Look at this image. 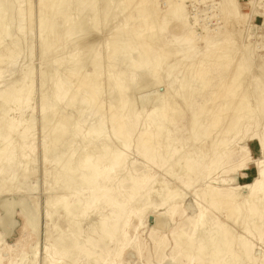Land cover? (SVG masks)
Instances as JSON below:
<instances>
[{
  "label": "rangeland",
  "instance_id": "obj_1",
  "mask_svg": "<svg viewBox=\"0 0 264 264\" xmlns=\"http://www.w3.org/2000/svg\"><path fill=\"white\" fill-rule=\"evenodd\" d=\"M77 1L58 0L55 11H50L41 8L40 0H0V6L8 5L0 33V264H264V208L254 215L243 202L247 192L234 190L256 178V161L263 157L264 100L259 105L258 98L264 91V0H234L231 5L227 0H149L156 2L151 3L154 6L146 0L142 6L150 8L144 13L140 0H94L91 6L88 0ZM170 2L183 4L194 33L211 35L210 46L199 38L187 50L177 38L180 32L178 22L171 18L169 11L174 6ZM151 7L155 15L152 27L147 25ZM66 19L75 21L72 25L83 24L87 32L74 31L73 39L68 40ZM121 29L123 33H119ZM149 29L155 37L147 36ZM224 31L231 35L227 41L217 37ZM116 39H123L129 48L117 50L120 41ZM221 46L223 56L207 63V74L196 78L193 63L210 48ZM79 53L84 55L82 61L77 60L82 57ZM160 57L166 60L160 62ZM142 58L145 64L139 62ZM90 59L101 65L102 73L97 78L98 102L89 107L83 103L88 93L79 80L84 76L85 81L94 80ZM242 60L248 64L244 62L245 69ZM240 65L243 69L238 73L235 68ZM109 69L113 70L111 77ZM122 71L128 81L123 84L120 101L133 104L131 114L137 119L135 130L127 126L124 137L114 119L121 113L128 117L130 112H125L120 101L118 110L110 108L109 101L110 96L119 94L114 77ZM56 85L69 95L60 87L65 93L56 96ZM107 85H114V90ZM7 93L9 101L4 99ZM56 109L61 113H55ZM175 109L176 114H172ZM234 110H238L235 115ZM163 111L171 120H164L161 132L146 141L142 132L153 131L145 128V115ZM43 112L47 115L42 119ZM122 120L129 125L125 116ZM95 121L101 132L91 136L89 130ZM226 123L234 125L228 132ZM105 139L106 143H100ZM107 143L123 162L98 183L86 186L80 170L71 168L86 144H90L87 153L97 155ZM148 145L153 148L152 156L144 152ZM209 188L226 197L234 194V204L240 205V210L234 204L229 209L223 202L214 207ZM99 189L106 201L101 198L90 204ZM63 197L71 203L68 216L59 203ZM201 211L202 223L196 226ZM114 218L117 220L110 227ZM210 238L223 248L213 257Z\"/></svg>",
  "mask_w": 264,
  "mask_h": 264
},
{
  "label": "bare ground",
  "instance_id": "obj_2",
  "mask_svg": "<svg viewBox=\"0 0 264 264\" xmlns=\"http://www.w3.org/2000/svg\"><path fill=\"white\" fill-rule=\"evenodd\" d=\"M58 1V0H57ZM57 1L56 0H40V6H41V8L42 9H45V10H50V11H55L54 9L56 8V6H57ZM81 0H78L77 2H80ZM113 1V0H112ZM146 0H140V2L142 3V2H144V3H146V2H148L149 3V0L148 1H146ZM224 1H226V0H224ZM233 1L234 0H227V4H230L231 5V3H233ZM4 2V1H3ZM8 2V1H7ZM23 2V1H22ZM104 2V1H103ZM151 2V1H150ZM152 2H154V1H152ZM151 2V3H152ZM176 2V1H175ZM178 2H180L179 0H178ZM206 2V1H205ZM86 3V2H85ZM94 3V0H88V4L91 6L92 4ZM98 3V2H97ZM105 3V2H104ZM139 3L140 4V6H144V4L142 3ZM151 3H149V4H151ZM155 4H156V2H154ZM168 3V2H167ZM211 3V2H210ZM1 4V3H0ZM8 4V3H7ZM24 4V3H23ZM148 4V5H149ZM154 4V5H155ZM170 4H172L174 7H172L171 9H170V13H171V18H173V19H175L177 22H178V25H177V27H178V30H179V32H180V34H179V36H177V38L178 39H180V41H182L185 45H187L186 47H187V50H188V47H191V46H193L194 47V45H191L192 43H194L195 42V40H199V38H202L204 41H205V44H206V46H210L209 44H211L212 42H211V39L209 38L211 35H209V37H208V35H206V36H201V35H198V34H196V33H194V31L192 30V25L189 23V20L187 21V19H186V15H185V7H183V4L182 3H178V4H176L175 3V5H174V3H171L170 2ZM169 4V5H170ZM77 5V4H76ZM152 5V4H151ZM150 5V6H151ZM154 5H152V6H154ZM158 5V4H157ZM222 5V4H221ZM229 5V6H230ZM8 5H1L0 6V33L2 32L1 30H2V28H1V25L4 23V11H5V8L7 7ZM98 6V5H97ZM103 6V5H102ZM109 6V5H108ZM111 6V5H110ZM143 6L140 8L141 9V12H143L144 13V11H148V9L150 8L149 6V8L147 9L146 7L145 8H143ZM146 6V5H145ZM227 6V5H226ZM228 6V7H229ZM156 7V6H155ZM168 7H170V6H168ZM225 7V6H224ZM108 8V7H107ZM139 9V8H138ZM146 9V10H145ZM153 9V7H151V9H150V13L153 11L152 10ZM155 9V8H154ZM224 9V8H223ZM222 9V10H223ZM227 9V8H226ZM233 9V8H232ZM231 9V10H232ZM106 10V9H105ZM108 10V9H107ZM110 10V9H109ZM50 11H47L48 13L50 12ZM61 10L60 9H58V12H60ZM139 11V10H138ZM167 11V10H166ZM9 12V11H8ZM43 12V11H42ZM41 12V13H42ZM70 12V11H69ZM106 12V11H105ZM140 12V11H139ZM138 12V13H139ZM155 13H156V10L154 11ZM162 12V11H161ZM164 12V11H163ZM168 12V13H169ZM220 12V11H219ZM226 13H227V10L225 11ZM14 13V12H13ZM45 13V12H44ZM75 13V12H74ZM153 13V12H152ZM152 13H151V16L149 17V19H148V23H147V25H151V27H152V19L155 21V19L154 18H152V17H154L155 15L153 14V16H152ZM166 13V15L168 14L167 12H165ZM170 13L168 14V15H170ZM236 13V12H235ZM234 13V14H235ZM16 14V13H15ZM104 14V13H103ZM106 14V13H105ZM159 14V13H158ZM164 13H162L161 15H163ZM228 14V13H227ZM226 14V16L228 17L229 15H227ZM236 14H238V13H236ZM76 15V14H75ZM94 15V14H93ZM142 15V14H141ZM156 15H157V13H156ZM165 15V16H166ZM13 16V15H12ZM16 16V15H15ZM40 16V15H39ZM106 16V15H105ZM149 16V15H148ZM158 16V15H157ZM224 16V15H223ZM232 16H233V14H232ZM18 17V16H17ZM70 18V17H69ZM91 18H95V17H91ZM91 18H89V20L91 19ZM187 18H189V17H187ZM226 18V17H225ZM71 19V18H70ZM77 19V18H76ZM83 19V18H82ZM85 19V18H84ZM104 19V18H103ZM156 19H157V17H156ZM228 19V18H227ZM14 20V19H13ZM158 20V19H157ZM156 20V21H157ZM65 21H66V23H65ZM64 21V23H65V30H66V36H68V40H69V37H70V39H71V35H72V33H75L76 31L77 32H80V31H82L83 29H84V26H83V24L81 25H72V23L73 24H76V23H74L75 21H73L72 23H71V20H68L67 21V19ZM164 21H165V19H163L162 20V23H164ZM197 21V20H196ZM46 22V21H45ZM52 22V21H51ZM81 22V21H80ZM92 22V21H91ZM94 22V21H93ZM138 22V21H137ZM136 22V23H137ZM142 22V21H141ZM146 21H144V22H142V23H145ZM194 22V21H193ZM79 23V21L77 22V24ZM154 23V22H153ZM156 23V22H155ZM197 23V22H196ZM53 24V23H52ZM17 25V24H16ZM87 25V24H86ZM93 25H95L94 23H93ZM143 25H145V24H143ZM154 25V24H153ZM50 26V25H49ZM49 26H47V27H49ZM63 26H64V24H63ZM62 26V27H63ZM126 26V25H125ZM154 26H156V25H154ZM153 26V27H154ZM92 27V26H91ZM94 27H96V25L94 26ZM199 27V26H198ZM89 28V27H88ZM120 28H122V26L120 27ZM120 28H118V29H120ZM204 28V27H203ZM202 28V29H203ZM41 29H43V25L41 26ZM63 29H64V27H63ZM72 29V30H71ZM95 29V28H94ZM114 29V28H113ZM126 29V28H125ZM124 29V30H125ZM137 29V28H136ZM151 29V28H150ZM148 30V33H147V36L149 37V38H153V37H155V34L153 33L154 31H151V30ZM85 30V29H84ZM116 29H114L113 31H115ZM204 30V29H203ZM13 31V30H12ZM70 31H72V32H70ZM75 31V32H74ZM86 31V30H85ZM120 32L119 33H121L122 32V29L121 30H119ZM126 31H128V30H126ZM87 32V31H86ZM235 32V31H234ZM114 33V32H113ZM123 33V32H122ZM127 33V32H126ZM64 34V33H63ZM68 34V35H67ZM79 34V33H78ZM131 34V33H130ZM209 34H211V33H209ZM81 35V34H80ZM122 35V34H121ZM213 35V34H212ZM216 35V34H215ZM220 34H218V36L217 37H221L220 39L221 40H225V41H227L229 38H230V34L226 31H224V33L221 35V36H219ZM65 35L63 36L64 38L66 37ZM77 36V35H76ZM79 36V35H78ZM109 37H110V34L108 35ZM116 36L117 37H119L118 36V33L116 34ZM113 37V36H112ZM117 37H114V38H117ZM122 37V36H121ZM144 37V36H143ZM64 38H62V39H64ZM82 38V37H81ZM123 38V37H122ZM125 38V37H124ZM147 38V37H146ZM158 38V37H157ZM213 38V37H212ZM72 39H73V37H72ZM134 39V38H133ZM117 40V39H116ZM123 40V39H122ZM121 39L120 40H117V41H120V43L119 42H117V43H119V46H117V50H123V48L126 46V47H128L129 48V45L127 46L126 44H127V42H126V44L122 41ZM215 40V39H214ZM218 40H219V38H218ZM65 40H63V42H64ZM66 41H67V38H66ZM65 41V42H66ZM72 41V40H71ZM115 41V40H114ZM122 41V42H121ZM178 41V40H177ZM232 41V40H231ZM64 42V43H65ZM15 43V42H14ZM155 43V42H154ZM157 43V42H156ZM159 43V42H158ZM233 43V42H232ZM17 44V43H16ZM166 44V43H165ZM164 44V45H165ZM182 44V43H181ZM214 44V43H213ZM226 44V43H225ZM12 45H14V44H12ZM18 45V44H17ZM16 45V46H17ZM64 45V44H63ZM66 45V44H65ZM167 45V44H166ZM191 45V46H190ZM216 45V44H215ZM167 46H169V45H167ZM166 46V47H167ZM214 46V45H213ZM226 46V49L225 50H227L228 48H227V45H225ZM64 47V46H63ZM69 47V46H68ZM156 47V46H155ZM219 47V46H218ZM217 46H216V48H218ZM222 47V46H221ZM14 48L16 49V47L14 46ZM142 48H144V46L142 47ZM153 48V47H152ZM169 48V47H168ZM177 48V47H176ZM175 48V49H176ZM179 48V47H178ZM215 48V47H214ZM224 47H222V48H219V49H213V50H211V48H210V50H208V47H207V49L206 50H208V51H206V53L203 55V57L197 62V63H193V65H194V68H195V70H194V73H195V77L196 78H199V79H201V78H203L204 77V75L205 74H207V67H206V64L207 63H209L210 61H213V60H216V59H218V58H220L221 56H223V54H224V49H223ZM45 49V48H44ZM64 49V48H63ZM165 49V48H164ZM173 49V48H172ZM203 49H205V47H203ZM18 50V49H17ZM116 50V51H117ZM168 50V49H167ZM180 50V49H179ZM75 51V50H74ZM171 51H175V50H171ZM190 51V50H189ZM194 51H195V49H194ZM202 51V50H201ZM228 52H229V50H227ZM81 52V51H80ZM170 52V51H169ZM187 52V51H186ZM185 52V53H186ZM198 52V51H197ZM173 53V52H172ZM177 53H179V52H177ZM182 53H183V51H182ZM9 54H11V53H9ZM81 53H79V56H82V55H80ZM86 54V53H85ZM96 54V53H95ZM98 54V53H97ZM141 54H143V53H141ZM176 54V53H175ZM174 54V55H175ZM181 54V53H180ZM190 54H192V56H195V55H193V53L190 51ZM18 55V54H17ZM69 55V54H68ZM75 55H76V53H75ZM78 55V54H77ZM76 55V56H77ZM99 55V54H98ZM133 55V54H132ZM173 55V54H172ZM179 55V54H178ZM183 55V57H184V53L182 54ZM84 56V55H83ZM83 56L81 57V58H79V59H77L78 61L80 60V61H82L84 58H83ZM92 56L94 57V55L92 54ZM100 56V55H99ZM98 56V57H99ZM134 56V55H133ZM198 56V55H197ZM201 56V55H200ZM64 57V56H63ZM68 57V59L70 58V61L73 59V56H67ZM66 57V58H67ZM75 57V56H74ZM95 57H97L96 55H95ZM175 57V56H174ZM187 57V56H186ZM77 57H75V59H76ZM89 58H92V57H89ZM89 58H88V60H89ZM100 58V57H99ZM189 58V57H188ZM187 58V59H188ZM248 58H250V57H248ZM121 58L119 57V60H120ZM162 59H164V60H166V58L165 57H160L159 59H158V61H160V62H162ZM191 59V58H190ZM194 59H195V57H194ZM193 59V60H194ZM222 59V58H221ZM15 60H17V59H15ZM56 60V59H55ZM59 60V59H58ZM91 60V59H90ZM93 60V59H92ZM92 60H91V62H92ZM119 60H117L116 62V65L117 64H119ZM244 60V59H243ZM242 60V61H243ZM1 61V60H0ZM5 61V60H4ZM3 61V62H4ZM127 61V60H126ZM184 61H185V59H184ZM230 61V60H229ZM241 61V60H240ZM52 62V61H51ZM51 62H50V64H51ZM88 62V61H87ZM139 62H143L144 64H145V61H144V59L142 58V60L141 61H139ZM181 62V61H180ZM190 62V61H189ZM214 62V61H213ZM238 62V61H237ZM245 61H243L241 64H243L242 65V67H244V69L246 68L244 65H246L245 63H244ZM248 62V61H247ZM16 63H17V61H16ZM55 63H58V62H55ZM78 63V62H77ZM80 63V62H79ZM82 63V62H81ZM164 63V62H163ZM191 63V62H190ZM190 63H189V65H190ZM53 64H54V62H53ZM59 64V63H58ZM101 64V63H100ZM127 64V63H126ZM125 64V65H126ZM128 64L130 65V66H134V64H132L131 62H130V60H128ZM183 64V63H182ZM187 64V63H186ZM213 64V63H212ZM26 65V64H25ZM88 65H89V63H88ZM92 65V66H91ZM121 65V64H120ZM128 65V66H129ZM191 65H192V63H191ZM248 65V64H247ZM16 66V65H15ZM52 66V65H51ZM80 66H81V64H80ZM90 66H91V69H92V72H93V74H94V77H93V79L94 80H92V81H85V79H84V77L83 78H81L80 80H79V84L80 85H82L84 88H86V90H87V93H88V96H87V98L85 99V101L83 102L84 103V105L86 104V106H91V105H93V104H95V103H97L98 102V99H97V97H98V95H100L99 94V86H98V83H97V78L98 77H100V72L102 73V71H100V66H99V63L97 62V61H95V59L93 60V63L91 64L90 63ZM121 66H123V65H121ZM121 66H117V67H119V69H120V67ZM188 66V65H187ZM82 67V66H81ZM110 67V66H109ZM125 67V66H124ZM210 67V66H209ZM15 68V67H14ZM84 68H86V66L84 67ZM127 68V67H126ZM126 68H124L125 70L124 71H126L127 69ZM174 68V67H173ZM82 69V68H81ZM122 69H123V67H122ZM121 69V70H122ZM193 69V68H192ZM212 69V68H211ZM241 69V65L240 66H238L237 68H235V71L236 72H238L239 73V70ZM243 69V68H242ZM241 69V70H242ZM79 70V69H78ZM77 70V73H79V71ZM172 70V69H171ZM209 70V69H208ZM240 70V71H241ZM247 70V69H246ZM10 71V70H9ZM84 71V70H83ZM108 71V70H107ZM106 71V72H107ZM113 71V70H112ZM112 71H110V69H109V71H108V74H109V76L111 77V72ZM13 72V71H12ZM86 72V71H85ZM84 72V73H85ZM142 72H144L143 70H142ZM188 72V71H187ZM84 73L82 72V74L84 75ZM186 73V72H185ZM235 73V72H234ZM117 74V73H116ZM167 74V73H166ZM184 75V74H183ZM186 75V74H185ZM184 75V76H185ZM234 75V74H233ZM108 76V77H109ZM166 76V75H165ZM107 77V76H106ZM117 77V78H116ZM116 77H114V81H117L118 82V91H117V93H119L118 95L117 94H114L113 96H110V94L111 93H109V98H111L109 101H111V107L110 108H112V107H115L117 110H118V102L120 101V96L123 94V89H124V83H125V81L127 80V75H126V73H124L123 71L122 72H120ZM175 77V76H174ZM186 77V76H185ZM4 78V77H3ZM227 78H228V76H227ZM22 79V78H21ZM190 79V78H189ZM59 80V79H58ZM108 81L110 80V78L109 79H107ZM184 80H185V78H184ZM191 80V79H190ZM192 80H194V79H192ZM19 81V80H18ZM113 81V82H114ZM128 81V80H127ZM186 81V80H185ZM184 82V81H183ZM187 83H189L190 81L188 80V81H186ZM16 83H18V82H16ZM111 83H112V81L110 82V84H108V85H111ZM129 83V82H128ZM185 83V82H184ZM183 83V84H184ZM252 83V82H251ZM52 84V83H51ZM186 84V83H185ZM228 84V83H227ZM235 84V83H234ZM261 84V83H260ZM107 85V86H108ZM114 86V85H113ZM113 86H111V87H109L108 86V88L110 89V88H112ZM233 86V85H232ZM232 86H230V87H232ZM53 87V86H52ZM61 87V86H60ZM60 87H58V85H56V87L54 88L55 89V91H56V93L55 94H57L56 96H58V95H60L61 93V95H63L65 92V95L68 93L67 92V90L65 91L62 87V89L65 91H62L61 90V88ZM115 87V86H114ZM225 87V86H224ZM229 87V88H230ZM239 87V86H238ZM12 88V87H11ZM168 88V87H167ZM197 88V87H196ZM260 88V87H259ZM14 89V88H13ZM23 89V88H22ZM113 89V88H112ZM174 89V88H173ZM176 89V88H175ZM262 89H264V86H263V88ZM108 90V89H107ZM114 90V89H113ZM113 90H112V92H113ZM166 90V89H165ZM167 91V90H166ZM171 91V90H170ZM177 91V90H176ZM183 91H185V94H186V89L185 90H183ZM182 91V92H183ZM221 91V90H220ZM226 91V90H225ZM17 92V95L18 94H20V90H18V91H16ZM110 92V91H109ZM116 92V91H115ZM172 92V91H171ZM181 92V93H182ZM264 92V91H263ZM262 92V93H263ZM260 94L259 93V98H258V100L260 101L259 102V105H260V103L262 104L263 103V100H264V94ZM5 94V93H4ZM224 93H222V95H223ZM14 95V94H13ZM16 95V96H17ZM46 95V94H45ZM68 95H69V93H68ZM112 95V94H111ZM255 95H256V93H255ZM10 94H6L5 96H4V99L6 100V101H9L10 100ZM125 96H126V93H125ZM188 96V95H187ZM127 97V96H126ZM240 97V96H239ZM238 97V98H239ZM67 98V97H66ZM65 97H64V99H66ZM108 98V97H107ZM189 98V97H188ZM104 99V98H103ZM128 99V98H127ZM185 99H187V98H185ZM236 99V98H235ZM244 99V98H243ZM12 100H13V98H12ZM20 99H14L13 101L14 102H18ZM69 100V98L66 100V101H68ZM72 100V99H71ZM179 100V99H178ZM213 100H214V98H213ZM237 100H239V99H237ZM108 101V100H107ZM188 101V100H187ZM49 102V101H48ZM69 102V101H68ZM121 102V106L124 108V110H125V112L127 113V112H130V114H129V116L128 117H126V114H123V113H121V115H117V118L116 119H114V121L116 122V123H118V133H119V135L120 136H122V137H124V136H126V134L128 133L127 132V126L128 127H130V128H132V129H134L135 128V126H136V123H137V119H136V117H135V115H132L131 113H132V109H133V104L131 105L130 103H125L124 101H120ZM236 102H238V101H236ZM64 103H65V101H64ZM63 103V104H64ZM70 103V102H69ZM80 103H82V102H79V104ZM49 104V103H48ZM78 104V105H79ZM218 104V103H217ZM247 104H248V102H247ZM257 104H258V102H257ZM47 105V104H46ZM51 105H52V103H51ZM65 105H67V104H65ZM222 105V104H221ZM2 106V105H1ZM49 106V105H48ZM47 106V107H48ZM81 106V104L79 105V107ZM132 106V107H131ZM168 106H170V104L168 105ZM208 106H209V104H208ZM207 106V107H208ZM211 106V105H210ZM263 106V105H262ZM50 107V106H49ZM59 107V106H58ZM57 107V108H58ZM82 107V106H81ZM80 107V108H81ZM171 107V106H170ZM173 107V106H172ZM259 107V106H258ZM27 108V107H26ZM79 108V109H80ZM169 108V107H168ZM210 108V107H209ZM219 108V107H218ZM234 108V107H233ZM172 109V108H171ZM171 109H169V110H171ZM224 109V108H223ZM260 109H261V107H260ZM59 111V109H56L55 110V113H57L58 111ZM82 110H85V106H84V108L82 109ZM87 110H89V109H87ZM222 110V109H221ZM249 110V109H248ZM259 110V109H258ZM262 111V113L264 112V106H263V109H261ZM53 111V110H52ZM57 111V112H56ZM61 111V110H60ZM58 112V113H61V112ZM86 111V110H85ZM91 111V110H90ZM90 111H88V113L90 112ZM172 111V110H171ZM207 111H208V109H207ZM232 111H233V109H232ZM235 111V110H234ZM63 112V111H62ZM77 112H79V111H77ZM101 112V111H100ZM176 109L175 110H173V112H172V114H176ZM238 112V110H236L235 112H234V115L236 114ZM260 112V111H259ZM54 113V112H53ZM64 113V112H63ZM82 113H84V112H82ZM81 113V114H82ZM86 113V112H85ZM84 113V114H85ZM102 113V112H101ZM45 114L46 113H42L41 115L43 116L42 117V119L45 117ZM94 114V113H93ZM260 116H261V114L260 113H258ZM47 115V114H46ZM50 115V114H49ZM54 115V114H53ZM53 115H51V116H53ZM77 115V114H76ZM89 115H90V113H89ZM102 115H104V114H102ZM179 115V114H178ZM231 115H232V113H231ZM0 116H2V113H1V115ZM57 116V115H56ZM64 116V115H63ZM65 116H67V115H65ZM82 116V115H81ZM87 116H88V114H87ZM124 116H125V119H127L128 120V122H129V125H126L124 122H123V120L122 119H124ZM146 117V120H145V128L147 129V128H150V129H152V134L150 133V132H146V131H144V132H142L144 135H146V141H148V140H150V136L151 135H157V133H159V132H161V125L164 123V120H166V119H168V120H171V119H169V118H171L168 114H167V112L166 111H163L162 113H160L159 115H156V113L155 112H152V113H149V114H146L145 115ZM169 116V117H168ZM209 116V115H208ZM207 116V117H208ZM228 116V115H227ZM259 116V117H260ZM68 118H69V116H67ZM67 117H64V118H66V119H68ZM83 118H85V116H82ZM81 117V118H82ZM99 117V114H98V116L96 117L97 119H99L98 118ZM143 117V116H142ZM219 116H217L216 117V119L218 118ZM223 117V116H222ZM229 117H232V116H229ZM236 117V116H235ZM29 118V117H28ZM41 118V117H40ZM63 117H62V119L61 120H63L64 119ZM79 118H80V116H79ZM95 118V120H97ZM209 119L211 118V117H208ZM225 118V117H224ZM227 118V117H226ZM240 118V117H239ZM0 119H1V117H0ZM21 119V118H20ZM47 119V118H46ZM46 119H45V121L44 122H46ZM52 119V118H51ZM70 119V118H69ZM69 119H68V121L67 122H69ZM203 119V118H202ZM229 119V118H228ZM253 119V118H252ZM71 120V119H70ZM80 120V119H79ZM206 120V119H205ZM223 120V119H222ZM221 120V121H222ZM66 121V120H65ZM65 121H63V123H65ZM92 121V120H91ZM99 121V120H98ZM197 121V120H196ZM199 121V120H198ZM208 121H210V120H208ZM207 121V122H208ZM227 121V120H226ZM32 122V121H31ZM100 122V121H99ZM143 122V121H142ZM200 122V121H199ZM220 122V121H219ZM95 125H94V127H92V128H90V130H89V134L91 135V136H98L99 135V133L101 132V128H100V126L99 125H97V121H95ZM230 123V122H229ZM229 123H228V125H227V123H226V129H225V132H228V131H230L231 130V128H232V126L234 127V125H231V127H230V125H229ZM43 124V123H42ZM45 124V123H44ZM47 124V123H46ZM99 124V123H98ZM199 124V123H198ZM236 124H238V123H236ZM65 125V124H64ZM67 125V124H66ZM68 125H69V123H68ZM19 126H20V123H19ZM76 126V125H75ZM250 126H251V124H250ZM253 126V125H252ZM42 127H43V125H42ZM41 127V128H42ZM65 127V126H64ZM67 128V130H68V126H66ZM205 127V126H204ZM225 127V126H224ZM74 128V127H73ZM88 128V127H87ZM104 128V127H103ZM196 128H198L199 129V126L198 127H196ZM212 128V127H211ZM43 129V128H42ZM111 129V128H110ZM135 130V129H134ZM84 131V130H83ZM250 131V130H249ZM222 132V131H221ZM68 134V133H67ZM83 134H84V132H83ZM83 134H81V135H83ZM80 134H79V137L81 136ZM64 138V137H63ZM89 138H90V136H89ZM94 138V137H93ZM93 138H91V140L93 139ZM99 138V137H98ZM196 138V137H195ZM263 138V137H262ZM66 139V138H65ZM80 139V138H79ZM83 139H85V138H83ZM88 139V138H87ZM101 139V138H100ZM191 139H192V136H191ZM71 140V139H70ZM82 140V139H81ZM86 140V139H85ZM103 140V139H102ZM100 141V140H97V142L96 143H98V141H100V143L101 142H107L106 141V139H105V141ZM62 141V140H61ZM68 141H69V139H67V143H68ZM87 141V140H86ZM191 141H193V140H191ZM43 142V141H42ZM65 142V141H64ZM94 142V143H95ZM74 143V142H73ZM86 142L84 141V144H85ZM88 143V142H87ZM93 143V144H94ZM95 143V144H96ZM100 143H98V144H100ZM109 143V142H108ZM108 143H107V145H105L103 148H101V150L99 151V153L97 154V155H89L88 153H87V150L86 149H88V145H90V144H86V146H82V147H80V149L82 148V149H84V150H82L81 149V153L79 152V154H80V156H79V158H78V161H76V163L74 164V166L71 168V170H80V172H81V174H82V176L84 177L83 178V181H84V183H85V185L86 186H90V185H93V184H96V183H98V181L100 180V178L102 177V176H108L109 175V173H110V171H112V170H115L116 168H119L120 166H121V164H122V162H123V160H122V158L118 155V154H116L112 149H111V147L109 146V145H111L112 144V142H111V144H109L108 145ZM57 144V143H56ZM60 144V143H59ZM82 144H83V140H82ZM149 144H151V142H149ZM92 145V144H91ZM94 146V145H93ZM114 146V145H113ZM261 147H262V152H263V157L261 158V159H259L258 161H256V167H257V176H256V178L251 182V183H249V184H246V185H243V186H236V189L234 188V190H239V191H241V190H244V191H246L247 192V194H246V196H245V198H243V202L244 203H248L249 205H250V211L254 214V215H257L258 214V212H259V210L260 209H263L264 208V140L263 141H261ZM92 148V147H91ZM65 149H66V147H65ZM93 149V148H92ZM92 149H89L90 150V152H92L91 150ZM97 149V147H95L94 146V150H96ZM152 150H153V148H152V146L151 145H148V146H146L145 148H144V152L145 153H148L150 156H152V154H153V152H152ZM241 150L243 151V152H246L247 153V150H246V148H245V146H242V148H241ZM94 152V151H93ZM214 152V151H213ZM217 154H219V153H217ZM194 155H195V153H194ZM77 156V155H76ZM77 156V157H78ZM186 156H187V154H186ZM215 156H218V155H215ZM176 157V156H175ZM174 157V158H175ZM76 158V157H75ZM178 159V158H177ZM207 160H209V159H207ZM57 161V160H56ZM56 161H55V164H56ZM215 161V160H214ZM210 162H211V160L209 161V164H210ZM204 163V162H203ZM214 163V162H213ZM21 165V164H20ZM190 167V165H187V167L186 168H189ZM255 167V168H256ZM203 173V172H202ZM201 174V173H200ZM159 177V176H158ZM148 178V177H147ZM82 181V182H83ZM153 181V180H152ZM151 185H153V183L151 184ZM151 185H149L150 186V188H151ZM149 186L147 187L148 188V190H149ZM146 188V189H147ZM81 189V188H80ZM71 190V189H70ZM209 190H210V203L215 207H217V206H219V205H221L222 204V202H223V204H226V205H228L229 206V209H231L232 208V205L234 204V203H236V196L233 194V195H231V196H229V197H226V196H224V195H222L221 194V192L220 191H218L217 189H214V188H209ZM73 191V190H72ZM151 191V190H150ZM84 192V191H83ZM242 192V191H241ZM240 192V193H241ZM144 193V192H143ZM139 194V193H138ZM239 194V193H238ZM81 196V195H80ZM62 197V196H61ZM101 198H103V200L104 201H106V196H105V194H103L102 192H101V190L99 189L93 196H92V200L89 202L90 204H92V205H94V204H96L98 201H100V199ZM224 199H227L226 201H224ZM144 200V199H143ZM136 201V200H135ZM21 202H23V201H21ZM20 202V204L21 205H23L24 206V203H21ZM55 202V201H54ZM53 202V203H54ZM137 202V201H136ZM13 203V202H12ZM56 203V202H55ZM59 203H61V209L64 211V213H65V216H68L69 215V213H70V210H71V206H70V204H69V202L67 201V198H60V200H59ZM7 204V203H6ZM87 204L88 203H85L84 204V206H87ZM152 204H154V203H152ZM158 204V203H157ZM159 204H161V203H159ZM156 205V204H155ZM234 205H236V210H240V208H238L240 205H238V204H234ZM11 207V206H10ZM7 210H8V206H6L5 207ZM94 211V210H93ZM130 211V210H129ZM9 214V213H8ZM127 215V214H126ZM47 216L49 217V218H51V214H50V212L47 214ZM202 218H203V212L201 211L200 213H199V215L197 216V223H196V226H199L201 223H202ZM8 219V218H7ZM127 219V218H126ZM117 220V218H114L113 219V221L112 222H110V227H113V224L115 223V221ZM241 220V219H240ZM9 221V220H8ZM240 223V222H239ZM124 226H126V224L124 225ZM195 226V227H196ZM101 227H105L106 228V226H105V224H101ZM201 227V226H200ZM256 228V227H255ZM196 229V228H195ZM203 230V229H202ZM254 231H256V230H254ZM206 232V231H205ZM211 232V231H210ZM206 235V234H205ZM194 239H196V238H194ZM210 241H212V244L210 245L211 246V257H213V256H216L219 252H221L222 250H223V248L221 247V245L218 243V242H215V240L213 239V238H210ZM225 245H226V248H229V246H230V241L228 242H225ZM205 246H208L207 244L205 245ZM46 248V247H45ZM241 250H243V251H245V245H241ZM256 250V249H255ZM253 251V250H252ZM256 252V251H255ZM45 254L47 255V257H49L50 256V254H49V252L47 251V249H46V252H45ZM49 255V256H48ZM194 256V255H193ZM250 256V255H249ZM212 264H220V263H215L214 261H212ZM241 264V263H240Z\"/></svg>",
  "mask_w": 264,
  "mask_h": 264
}]
</instances>
